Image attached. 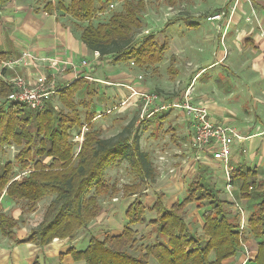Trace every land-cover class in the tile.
I'll list each match as a JSON object with an SVG mask.
<instances>
[{
	"label": "trees",
	"instance_id": "obj_1",
	"mask_svg": "<svg viewBox=\"0 0 264 264\" xmlns=\"http://www.w3.org/2000/svg\"><path fill=\"white\" fill-rule=\"evenodd\" d=\"M5 1L0 0V4ZM107 1L101 0L96 8L94 0H70L68 4L58 0L56 5L78 23H85L79 38L87 49L97 51L102 60L114 63L128 60L139 68L160 63L168 41L159 42L152 33H147L139 42L133 39L134 30L142 25L143 2L125 3L123 11L92 24L96 10L101 11ZM49 7H52L49 2L44 5L46 10ZM169 70L173 76L177 74V69L170 67ZM103 83L111 85L107 80ZM96 87L90 79H74L55 91L63 106L60 110L51 103L53 94L46 99L43 108L37 110L8 101L7 95L14 87L0 78V151L5 144L19 147L14 160L28 171L17 176L12 174L9 161L0 166V200L3 197L11 201L22 199L34 206L42 197L53 195L41 221L16 242L44 246L53 238L72 239L80 229L84 230L100 212L98 197L114 191L104 180V170L115 161L126 159L129 169L141 182L154 179L150 156L140 149L135 135L130 138L126 132H120L102 138L99 131L91 128L96 115L91 110L84 113V122L81 120L74 97L84 94L89 98L96 93ZM169 112L162 109L153 115L161 119ZM83 125L89 130L74 155L71 136L79 133ZM45 158L50 161L44 163ZM200 163L187 186L185 199L167 205L162 194H158L148 208L155 213L147 222L154 230L153 235L148 236L150 242H142L144 236H138V230L132 228L145 222L146 215V207L136 199L125 211L127 223L120 233H106L101 239L90 234L84 248H70L73 257L84 260V264H219L226 257L237 255L242 248L243 235L238 237V222L230 219L226 206L231 201L218 197L214 186L201 181L200 174L207 168ZM260 172L262 176H258ZM230 176L232 181H239V198L251 202L246 222L257 240L256 264H264V167L258 170L256 166L239 164ZM132 188L125 187V192L133 193ZM188 204L203 209L200 223L194 227L185 218ZM15 226L16 220L5 214L0 204V233L14 237Z\"/></svg>",
	"mask_w": 264,
	"mask_h": 264
},
{
	"label": "rangeland",
	"instance_id": "obj_2",
	"mask_svg": "<svg viewBox=\"0 0 264 264\" xmlns=\"http://www.w3.org/2000/svg\"><path fill=\"white\" fill-rule=\"evenodd\" d=\"M60 1L64 4L70 2V0ZM138 1L139 0H108L104 2V7L101 11L96 10L91 19V23L97 24L101 21H106L112 13L123 11L125 3H137ZM141 1L144 5L143 8H141L142 25L134 30L133 39L139 42L147 33H152L159 42L164 40L168 41V49L164 52L165 55L163 59L160 63L147 68H139L128 60L114 63L107 59V61L104 60L102 64L97 66L95 75H107L111 77V75L117 73V71L129 72L134 75L138 74L142 76L143 83L150 87L155 93H158L162 99H170L172 102H177L180 97L179 94L183 89H188L189 91L192 89V80L195 78V74H197H194L197 70V63L193 61L192 57L194 56L191 54V51L194 47H196L197 50L209 49L208 44L214 42L206 41L205 35L200 32L202 26H204L203 21H211L208 17L217 15L221 12L225 15L226 10L221 5L222 0ZM237 1L238 0L234 1L232 10L236 8ZM241 1L240 3H243V1ZM246 1L250 2V0ZM30 2L31 4H36V6L40 5L41 7H44V5L49 2L50 5H52V7H49V11L61 12L56 5L58 0H30ZM100 2L101 0H94V7H98ZM218 7L220 9H217ZM250 11L253 12V8H250ZM68 16L70 15L68 14ZM68 19L73 20V17H68ZM195 22H198L199 25L196 28ZM84 25L85 23L79 22V29ZM206 53V51L202 52L204 55L199 62L204 63L207 60ZM169 66L178 70L175 76L170 72ZM205 70L206 69L202 72ZM205 76H208V72L205 73L204 77ZM103 82L101 81V84L98 86L96 84V93L94 95H89V98L84 94L75 95L74 99L79 114L81 115V120L84 122V113L91 110L96 114L92 120L91 128L99 131L102 138L113 137L120 134V132H126L130 138L135 135L138 138L140 149L150 156L151 167L154 171V179H143L141 182V179L129 169L126 159H120V161H115L106 166L104 170V180L109 186L113 187L114 191H109L98 197L100 212L84 230H79V234L76 236L77 238H79L80 235L82 236L85 230H89L91 235H96V237L100 239L106 233H120L123 226L127 223L125 211L128 205L132 201L139 199L146 207L145 222L137 223L133 225L132 228L138 230V236H144L142 242H150L151 238L148 236H152L154 230L151 226H148L147 222L151 217L155 216V213L148 208L156 201L158 194H162L164 203L167 205L185 199L187 195V186L190 184L189 182H191V178L194 176L199 162L207 168L200 174L201 181L214 186L218 197L230 200L226 193V176L221 164L211 160L207 156H205V158H198L197 154L192 152L194 148V140L192 139L193 129L192 125L189 124L184 110L178 106L172 107V109H168L170 112L164 114L161 119H157L159 116L155 117V115H153L149 116L148 119L142 120L140 118L138 104L131 105V103H129L120 105V101L123 100L125 96H113L109 89H105L104 85L106 84ZM200 82H204V84H195V86H199L202 94L205 96L209 93V87L218 90L214 82L209 79L197 80V83ZM184 92L185 91H183V93ZM203 95H200V97ZM199 98L197 99L198 101H194L200 102L203 105L208 103V95L207 98L203 96L204 100L202 101ZM51 100L56 110H60V108L63 107L60 100L57 99L56 92L53 93ZM86 128L88 127L86 126ZM73 131H76V129ZM71 137V141L75 144L74 146L76 148L78 143H75L73 140L75 138L73 135ZM80 144L78 145L79 148ZM18 150L19 147L15 145L5 144L0 151V166H2L5 161H9L12 166V174L17 176L24 171L14 160V156ZM238 152L239 151L235 152L236 156L239 154ZM241 152L243 151L241 150ZM238 156L241 157L240 154ZM49 161L50 159H43L44 163H48ZM263 167L264 166H259L258 170L263 169ZM262 175L263 173L260 172L258 176ZM238 182L239 181H233L234 189L232 193L237 199V202H239L240 207L245 210L244 214L246 216V211H249V204H251V202L248 203L245 199L239 198L237 194ZM125 187L128 189L129 187H133L131 190L133 193L129 194V192H125ZM52 196V194H49L42 197L34 203V206H30V203L22 199L10 202L8 198H5L2 201L4 208L2 210L5 214L10 216L15 214L18 215V220H20V218L24 219L26 221L23 224L24 227H35L43 218L42 215L45 207L49 204V200ZM226 207L227 210L230 211V219H236L238 222L240 212L236 210L232 201L230 205L228 204ZM202 211L203 209H197L194 204L185 206V218L192 227L200 223ZM245 225V228L242 230V240L250 233L247 222ZM238 237H241V235ZM138 242H140V240H138ZM79 245L85 247L86 241H79ZM242 249L243 248H241V250Z\"/></svg>",
	"mask_w": 264,
	"mask_h": 264
},
{
	"label": "crops",
	"instance_id": "obj_3",
	"mask_svg": "<svg viewBox=\"0 0 264 264\" xmlns=\"http://www.w3.org/2000/svg\"><path fill=\"white\" fill-rule=\"evenodd\" d=\"M234 1L222 0L221 5L226 13L220 19L203 21L204 26L200 32L205 35L206 41H214V44H208L209 49L197 50L194 47L191 51L195 58L191 57L197 63L194 74H197L192 80V89L188 90V100L190 103L204 106L211 121L228 125L243 137L231 148L230 167L234 169L239 164L251 168L262 167L264 0H242L243 3L238 0L236 8L232 10ZM250 8H253V12ZM68 17L70 16L64 12L49 11L43 6L31 4L30 0H7L1 3L0 78L8 81L9 78L21 75L31 86L36 83L38 76H44L46 83L55 82L58 87L78 78L90 79L97 86L101 81L107 80L111 85H104L105 89H109L113 96L119 97L128 95V90L123 86L125 84H132L140 90L153 91L143 83L142 76L138 74L117 71L111 77L104 74L95 75L97 66L104 60L95 58L93 51L87 49L79 38L81 28L79 29L77 21ZM195 23L196 28L199 25L198 22ZM203 51L207 52V60L204 63L199 62L204 55ZM82 60L89 62L88 66H81ZM5 62L15 64L7 67ZM204 69L206 70L202 72ZM206 72L208 76L204 77ZM138 76L141 78L138 79ZM205 79L213 81L218 88H208L206 106L194 101L203 95L200 87L195 84L202 85L205 81L197 83V80ZM186 90L180 92L179 100L183 98V91ZM207 95L203 96L207 98ZM203 96L199 98L201 101L204 100ZM167 101L172 102L170 99ZM237 151L241 157L239 154L235 155ZM192 152L194 153V148ZM3 200L4 197L0 204ZM17 216L12 215V218L16 219L14 237L0 233V264H84V260L74 258L69 250L73 247L76 250L84 248L79 245V241L84 240L87 243L91 236L89 230H85L79 238L76 237L79 232L72 239L53 238L44 246L24 241L16 242L15 240L25 237L33 227H24L26 221L22 218L18 220ZM256 242L249 233L243 240L246 251L243 248L237 255L226 257L219 264H256Z\"/></svg>",
	"mask_w": 264,
	"mask_h": 264
},
{
	"label": "built area",
	"instance_id": "obj_4",
	"mask_svg": "<svg viewBox=\"0 0 264 264\" xmlns=\"http://www.w3.org/2000/svg\"><path fill=\"white\" fill-rule=\"evenodd\" d=\"M223 14L224 13L221 12L217 15L208 17V19L211 21L218 20L223 16ZM93 55L95 58L100 57L97 51H93ZM14 64V62L4 63V65L7 67H11ZM88 64L89 62L86 60L81 61V66H88ZM140 78L141 76H138V79ZM8 83L14 87L13 91L7 95L8 101L14 103H23L29 108L37 110H41L46 99L58 89V85H56L55 82L46 83L44 76H38L36 78V83L31 86L27 84L26 80L21 75H16L15 77L9 78ZM123 86L128 90V95L125 96V98L121 100L119 104H138V108L140 109V118L142 120L148 119V117L153 115L154 112L162 109L168 110L170 108L172 109V107L178 106L184 110L189 124L192 125L193 129L192 139L194 140V153L197 154L198 158H205V156H207L210 159L219 162L221 167L224 169L226 176V193L234 204L236 210L240 212V217L238 220V235L242 236V230L246 226V216L244 214L245 210L240 207L239 202H237V199L232 193L234 189V183L231 180L230 174L233 168L230 167L229 160L231 157V148L233 144L236 141H240L243 137L235 132L232 127L211 121L209 119L208 110L205 109L204 106L190 103L188 100V89L183 93L182 99H178L177 102H168L165 100L162 101V97H160L154 91H142L132 84H125ZM87 129L88 128H86V125H83L79 133L73 134L75 137L73 139L75 143L77 142L78 145L80 144ZM78 145L75 148L74 155H76L77 151L79 150ZM27 172V170H24L21 174H26ZM241 244L242 248L245 250L243 242H241ZM245 260L246 259H244V261Z\"/></svg>",
	"mask_w": 264,
	"mask_h": 264
}]
</instances>
